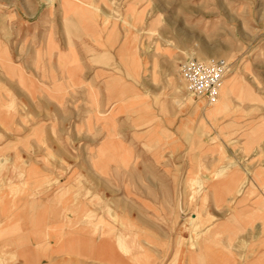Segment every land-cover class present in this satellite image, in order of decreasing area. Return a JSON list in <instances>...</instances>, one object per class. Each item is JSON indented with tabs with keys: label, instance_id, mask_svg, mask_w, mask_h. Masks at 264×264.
Returning <instances> with one entry per match:
<instances>
[{
	"label": "rangeland",
	"instance_id": "374dc122",
	"mask_svg": "<svg viewBox=\"0 0 264 264\" xmlns=\"http://www.w3.org/2000/svg\"><path fill=\"white\" fill-rule=\"evenodd\" d=\"M53 1L0 0V264H24L31 248L40 254L26 264H113L94 231L112 240L114 264H182L229 215L234 172L243 194L264 166V0H98L106 29L119 26L138 55L127 101L102 75L78 95L32 71L45 24L59 17L50 8L64 0ZM219 58L233 94L188 95L181 66ZM67 234L80 253H43Z\"/></svg>",
	"mask_w": 264,
	"mask_h": 264
},
{
	"label": "crops",
	"instance_id": "0c3cea01",
	"mask_svg": "<svg viewBox=\"0 0 264 264\" xmlns=\"http://www.w3.org/2000/svg\"><path fill=\"white\" fill-rule=\"evenodd\" d=\"M85 1L64 0L61 6H54L55 2L50 0L54 2L53 8H50L51 14L57 13L59 17L57 22L53 20L45 24L48 27L42 32L39 63L33 60L32 55L30 68L32 71L46 69L50 83L53 79L65 78L72 93L78 95L91 91L89 88L94 87L102 75L105 86L114 84V88L118 85L124 89L122 93L127 101L129 94H137L139 86L137 75L141 66L138 55L129 52V44L121 37L119 26L113 25L106 29L103 18L98 15L99 8L96 7L101 1ZM119 66L121 75L115 82L116 76L112 74H116ZM104 73L108 75L105 77ZM232 177L235 186L233 196L227 198L231 202L229 215L216 223L215 230L206 231V238L200 240L194 252L184 251L182 264H264V166L254 167L251 182L243 194H236L240 187L237 173L234 172ZM221 188L224 190L225 187L221 185ZM33 203L29 201L24 204H30L31 207L35 206ZM67 238L69 241L60 248L55 251L46 249L43 253L48 255L68 250L71 237L67 234ZM25 245L30 248L27 243ZM31 249L23 250L24 255L29 257L40 254H33L34 248ZM68 252L78 254L70 250ZM26 259L29 260L24 257V264Z\"/></svg>",
	"mask_w": 264,
	"mask_h": 264
},
{
	"label": "built area",
	"instance_id": "2783aa9c",
	"mask_svg": "<svg viewBox=\"0 0 264 264\" xmlns=\"http://www.w3.org/2000/svg\"><path fill=\"white\" fill-rule=\"evenodd\" d=\"M231 69L223 58L202 61L191 59L180 68V76L188 95L216 101Z\"/></svg>",
	"mask_w": 264,
	"mask_h": 264
},
{
	"label": "bare ground",
	"instance_id": "6f19581e",
	"mask_svg": "<svg viewBox=\"0 0 264 264\" xmlns=\"http://www.w3.org/2000/svg\"><path fill=\"white\" fill-rule=\"evenodd\" d=\"M77 30V29H76ZM190 33V31H185V32H182V34H181V38L183 39V40H185V41H187V42H190V41H194L196 38L194 37V36H192V34L190 35L189 34ZM200 43H202L203 44V54H208L209 52V48L206 46V44H204L205 42H203L202 40H200ZM201 51V52H202ZM105 61V60H104ZM236 79H235V77H232V78H230V79H226L225 80V82L223 83V86H222V88H221V90H220V99H219V101H221V103L222 102H225L224 100H225V98L230 94H233V91H234V87L236 86ZM1 114V113H0ZM232 181V180H231ZM229 184V182L227 183V184H225V185H228ZM231 188V187H230ZM28 212H29V217H30V219H29V221H30V223L33 221V220H35V216L37 215V213H38V210H36V209H34L33 207H31V208H29L28 210H27ZM34 223H37V220H35L34 221ZM96 235V232L94 231V232H92L91 233V235H92V241H91V243H92V245H93V243H94V245L96 246V248L98 247V251H101L102 252V250H103V247L105 248V250H104V253H106L107 255L109 254L110 255V258L112 259V261H113V264L114 263H116L117 261L118 262H123V260H117V255H116V252L113 250V245H112V240L111 241H109L108 240V237H107V239L105 240V242H103L102 240H100V241H97L98 239H95L94 237H95V235ZM97 236V235H96ZM19 237H21V236H19ZM91 237V236H90ZM89 242H90V239L88 240ZM107 241V242H106ZM95 242H97V243H95ZM72 245H73V243L70 241L69 242V245H68V247H72ZM38 257V254H36V255H29V260H28V262L30 263V261L31 262H35V260H36V258ZM130 260H135V259H130ZM46 261V260H45ZM49 262H51L50 260L48 261V263ZM198 262H199V260H198ZM202 262V261H201ZM29 263H27V264H29ZM200 264V263H199Z\"/></svg>",
	"mask_w": 264,
	"mask_h": 264
}]
</instances>
